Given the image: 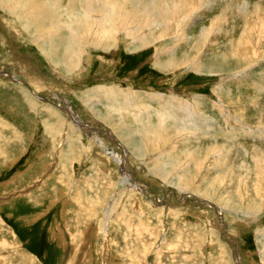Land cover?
<instances>
[{"label": "rangeland", "instance_id": "1", "mask_svg": "<svg viewBox=\"0 0 264 264\" xmlns=\"http://www.w3.org/2000/svg\"><path fill=\"white\" fill-rule=\"evenodd\" d=\"M0 2V264H264V0Z\"/></svg>", "mask_w": 264, "mask_h": 264}, {"label": "bare ground", "instance_id": "2", "mask_svg": "<svg viewBox=\"0 0 264 264\" xmlns=\"http://www.w3.org/2000/svg\"><path fill=\"white\" fill-rule=\"evenodd\" d=\"M166 1V7H165V9L163 10V7L162 6H160V4L159 5H155V4H153V7H152V9H154L155 10V13H154V15L155 16H157L158 14H160V15H164V16H162L163 18H156L153 22H151L150 24H149V26H151L152 24V27H155V26H157V27H170V24H171V20H170V17H172V11H173V5H175V3L177 2V0H165ZM154 2V1H153ZM157 2V1H156ZM0 4H1V6L4 8V4L2 3V2H0ZM12 6H13V4H12ZM91 6H92V4H91ZM91 6L90 7H88L87 8V11H88V13L91 15V16H93V17H95V19L97 20V22H98V20H100L101 21V16H98L99 14L97 13V11L98 10H93L92 11V13L90 12V8H91ZM168 6H170V8L168 7ZM6 7V6H5ZM10 8V7H9ZM5 9V8H4ZM10 9H12V8H10ZM9 10V9H8ZM160 10H161V12H160ZM183 10H184V5H181V6H179L178 7V9H177V13H183ZM79 11V10H78ZM106 13H107V15L109 14V11L108 12H105L104 13V15H106ZM78 14V13H77ZM102 15V14H101ZM159 15V16H160ZM111 16H112V19L113 20H115L117 17L116 16H119V15H116L115 13H112L111 14ZM60 17V16H59ZM105 16H103V18H104ZM187 17V15H184L183 16V18H182V20H178V22H177V24H175L174 23V25H173V27H170V31L171 32H173L174 30H175V28L178 26V24H179V22H182L183 24H184V27L186 26V18ZM73 20H74V22L75 23H77L76 25H74L73 23H72V26L70 27V28H68L70 31H71V37L74 39V40H77V38H74V37H76L75 35H77V32H78V27L81 25V24H83V23H85V22H83V21H81L80 23L79 22H77V21H79L78 20V16H73ZM102 18V19H103ZM60 20H61V17H60ZM92 21H94L95 22V20H92ZM262 20H260V22H261ZM93 22L91 23V27H93ZM173 24V23H172ZM264 24V23H263ZM96 25V24H95ZM122 26H123V23L121 24ZM120 25V26H121ZM254 26V25H253ZM64 26H62V25H60V27H58L59 29H62ZM112 28L114 27V25H112L111 26ZM98 28V27H97ZM105 29H106V27H104ZM166 28H164V30H166ZM110 29V28H109ZM169 29V28H168ZM258 29V28H257ZM107 30H108V28H107ZM125 30H126V28H125ZM109 31V30H108ZM111 31V30H110ZM245 31V30H244ZM257 31V30H256ZM256 31H254L255 33H256ZM54 32V31H53ZM107 32V31H106ZM259 31H257V33H258ZM109 33V32H108ZM247 33V30L244 32V34H246ZM181 35V34H180ZM186 35V34H185ZM74 36V37H73ZM34 38V37H33ZM38 37L35 39V40H37L38 41ZM252 39V38H251ZM187 40H188V38H187ZM254 50V49H253ZM258 52V51H257ZM260 52V51H259ZM255 54H256V52H254ZM255 54H251V56L252 57H255ZM259 54V53H258ZM256 56H257V54H256ZM70 65V64H69ZM113 84H109V88H102V89H98V88H96L93 92H95L96 94L97 93H99V92H101L102 93V95L103 96H106V97H109L112 101H114L115 103H117L119 106H121V108H123L124 109V106H125V108H127V107H129L130 109L133 107H141L142 106V103L136 98V96H135V90H132V89H130V91H123V90H121L120 88H118L119 90H114V87L112 86ZM119 87V86H118ZM117 89V88H116ZM120 97H123L124 98V100L123 101H121L120 100ZM150 97H152V99L155 101V102H157L156 100L157 99H159L158 101H160V103H161V101L163 100L164 102H166V104H168V103H170V106L171 107H173L174 105L173 104H171L172 102H170V100L167 98V97H165V96H162V95H160V94H158V95H156V96H154V95H150ZM164 104V103H163ZM183 106V108L184 109H186V108H189V107H186V106H188V105H182ZM164 107V109H165V105L163 106ZM166 107H168V105L166 106ZM186 107V108H185ZM173 108H175V107H173ZM183 108H181V109H183ZM193 108V107H192ZM168 109V108H167ZM189 109H186V113H187V115L189 114V111H188ZM71 111H72V109H71ZM129 111V110H128ZM131 111V110H130ZM129 111V112H130ZM185 111V110H184ZM173 112V111H172ZM127 113V112H126ZM185 113V112H184ZM194 113V112H193ZM199 113V112H198ZM76 113H74V115H75ZM169 114V113H168ZM171 114V113H170ZM179 114V113H178ZM73 115V116H74ZM185 115V114H184ZM194 115V114H193ZM168 116V115H167ZM190 116V115H189ZM170 117V116H169ZM178 117V116H177ZM181 117V116H180ZM185 117V116H184ZM192 117V116H191ZM76 118H79V116L77 117V115H76ZM168 117H166V119H167ZM176 118V117H175ZM159 119L161 120V122L163 123V124H165V122H166V119H165V115L163 114V113H160L159 114ZM177 119V118H176ZM181 119V118H180ZM180 119H177V120H180ZM194 119V118H193ZM73 120H74V122L75 121H77L76 123L78 124V125H82V124H80V123H78V120L77 119H74L73 118ZM80 120V119H79ZM139 120V119H138ZM195 120V119H194ZM193 120V121H194ZM180 122H182V121H180ZM179 122V123H180ZM185 122H187L188 123V121L186 120ZM184 122V123H185ZM191 122V121H190ZM190 122H189V125H190V127L192 126L191 124H190ZM195 123V122H194ZM175 124V123H174ZM178 125V124H177ZM180 126H181V124H179ZM187 125V124H186ZM83 126V125H82ZM86 126H88V128L89 129H92L91 128V125L89 124H86ZM169 127V126H168ZM171 127H173V126H171ZM190 127L189 126H187L186 127V130H188L189 131V129H190ZM196 127V126H195ZM194 127V128H195ZM175 128H176V126H175ZM88 129V130H89ZM193 129V128H192ZM153 131L154 130H151L150 128L148 129V130H146L145 129V133H147L146 135L148 136V137H151V138H153ZM92 133H93V131H92ZM97 137V136H96ZM109 138V137H108ZM97 140H99V142L101 143V144H103V140L102 139H100L99 137H97ZM107 151H110V150H107ZM219 153H221V152H219ZM108 154L109 155H111L112 157H115V158H117L118 159V163H121L122 161V158H121V156H120V158H119V156L115 153V152H113V151H110V152H108ZM218 154V153H217ZM122 164H123V162H122ZM126 180L124 181V184L127 182V181H129V180H127L128 179V177H126L125 178ZM130 184H133V183H130ZM121 186H123V184L121 185ZM132 187H133V185H132ZM108 212V211H107Z\"/></svg>", "mask_w": 264, "mask_h": 264}, {"label": "crops", "instance_id": "3", "mask_svg": "<svg viewBox=\"0 0 264 264\" xmlns=\"http://www.w3.org/2000/svg\"><path fill=\"white\" fill-rule=\"evenodd\" d=\"M77 66H78V64H77ZM123 111H126V108H125V106H124V109H123Z\"/></svg>", "mask_w": 264, "mask_h": 264}]
</instances>
